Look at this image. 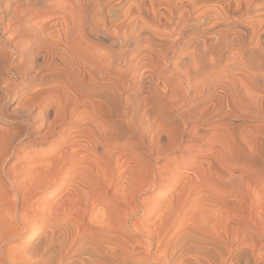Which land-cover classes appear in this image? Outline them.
<instances>
[{
	"label": "bare ground",
	"instance_id": "1",
	"mask_svg": "<svg viewBox=\"0 0 264 264\" xmlns=\"http://www.w3.org/2000/svg\"><path fill=\"white\" fill-rule=\"evenodd\" d=\"M21 1L19 5L15 3L3 9L10 21L18 22V29L14 32L10 31L11 34H16L11 35L9 32L8 36L6 35L8 33L4 34L7 37L6 40L14 47H22L20 44L24 43V50L23 48V51L20 50L23 56L20 61H17L18 63L9 64L11 52L7 50L8 54H6L2 50L0 76L7 69L10 76L21 78L20 81L22 80V84L26 87L27 94L30 90H39V92L34 93H37L36 96L33 94L32 97L27 96L24 104L22 103L24 108L20 109L21 111L16 109L18 111L16 115H13L14 112L16 113L15 109L12 115L10 114L11 117L15 116L14 118H17L22 125L19 132L16 130L17 134L14 132L15 136L10 131L8 133L0 129V264H23L25 261L33 262V264L38 262L138 264L142 261L146 262L144 260L171 264V259L176 257V254L179 259L183 256L187 259V254H197L205 257V263L204 259L202 260L204 264L206 262L217 264V260L224 261L222 253L224 255L225 251L226 254L232 255L240 246H235L234 241H230L232 237L230 239L228 237L226 229H228L229 214L227 212L228 208L241 205L235 200L236 198L227 200L225 197L231 195L230 193L235 194V191H246L248 197L243 199L242 208L247 213L246 219H250L254 175L251 168H243L234 163L238 152H236V140L234 142L233 133L238 125L235 126V121L230 122L229 119V124L223 125V128H226L223 131L220 127L213 125L212 119L238 117L239 114L250 112L245 104L248 102L245 100L246 97L244 98L239 91L240 83L246 88L247 86L249 89L255 87L264 91V69L261 73L249 67L252 62H257L259 67H264V59L263 61L259 59L263 54H260L256 61V54L254 55L247 45H244L245 41L242 42L244 39L240 38L244 35H241L242 32L247 37H255L253 29L257 26L254 25L255 27L252 28L253 25L249 26L251 22L247 25L240 23L238 27L242 32H232L237 25L231 22L230 25L236 27L233 26L234 29L229 28V30L231 29V33H237L238 36L229 34L228 30L227 32L224 28L222 30V26H229V20L224 21L223 13L219 14L221 9H216L215 15H212L210 19L207 13L206 17L209 20H206L207 23L203 21L204 26L208 25V27L202 28L204 30L200 29L201 33L204 32V35L206 33V37L199 38L198 34L194 36L191 33L188 40L183 38L178 41L175 38L180 35V32L175 34L173 32L175 29L169 27V23L177 14L180 17L185 11L187 13L186 5L189 3L190 6L194 0H136L135 4L138 3L136 10L131 8L132 5L129 11L126 8L128 12L126 16L129 18L127 20L129 22L134 20L133 22L137 25L136 37L129 39L131 35L127 30H123L127 32L125 35L119 32L121 36L123 35V39L116 37L115 40H110V35L104 28L107 22L101 18V13H97L102 9L101 0L67 1L69 11L65 13V17H58L61 18L59 20L52 19L53 17L50 16L45 17L48 20L50 17L51 20L48 22L43 18L47 22L43 23V19L41 23L37 22L39 25L35 24L37 25L35 30L32 27L31 29L23 27L24 25L21 24L23 19L30 11H33L32 15H36L43 13L47 8L51 10L53 6L50 4L53 3L47 4L45 0ZM112 1L108 0L109 4ZM127 1L125 0L124 4ZM248 1L250 4L251 0H226V4L222 5L229 8L232 6L233 10L234 8L242 10V7L248 6V4L245 6ZM55 4L61 7V4L57 2ZM2 5L5 4H0V7ZM55 6L53 8H56ZM91 8H95L97 12ZM191 8L194 7L191 6ZM89 9L94 14H99L101 20L97 18L96 22L95 16L88 12ZM202 11H196V13L200 15ZM258 13L261 14L260 11ZM53 16L55 18L56 15ZM220 18L224 20L220 21ZM260 19L259 22L263 25L264 18ZM111 21L114 22V20ZM153 25H164L166 30L158 31L164 35L170 33L169 38L170 36L172 38L167 42L168 45L165 43L166 48L163 44L153 42V39L159 37V33L156 32L157 26L155 28ZM201 25L199 28L202 27ZM216 27L221 29L218 30ZM115 28L118 27H114V31H116ZM212 29L213 31L215 29V32L212 33ZM130 32L132 34L133 30ZM186 34L185 30L183 36L188 37ZM126 35L129 36L126 37ZM78 39L91 46L94 41L107 43L110 48L107 46L108 48L101 55V51L96 54L97 50L92 47L93 50L89 49V51L94 52L86 50L95 56L90 57L79 49L81 46L83 49L88 47L83 45L84 43L81 44L82 41L78 42L80 47L75 48V44H78L75 41H80ZM258 41L260 43V40ZM240 42L243 45L240 46ZM233 45L241 47L239 56H245V65L244 60L243 62L238 60L244 65L241 64L243 66L241 67L239 64L240 67H238L244 74L239 77L235 75L237 77L221 78L220 72L213 70L210 72V69H215V66L220 63L222 55L227 56L225 52ZM180 47L188 50L186 56L180 55L178 50ZM157 48L166 49V52L164 53V50V54H160L159 51L155 53L154 50L156 51ZM236 48L233 46L234 50ZM244 49L245 51H242ZM141 50H146L151 57L152 63L150 60V63L148 62L151 67L152 64L162 63L161 65H165L168 69L172 60L167 61L169 64L164 61L169 57L166 58L169 53L182 57L181 60L173 61L175 64H172V67L169 65L172 70L173 67L178 69L176 72L179 82L177 81L178 84L174 86H179L180 91H178L181 93L179 95L177 88L172 89L173 86L171 88L169 86L170 91L175 90L174 93L178 94L176 101L169 103V110H167L169 106L165 104L167 109H164V103L161 102L162 95L166 97L167 94L164 96L160 91L159 100L158 84L156 85L154 81L152 83L150 78L147 79L148 77L144 76L143 80H141L142 75L139 77V87L147 88L145 92L147 91L148 95L144 93L146 96H142L141 99L145 106H148V109L147 106L145 107L147 110L143 109L144 111L140 112L141 101L135 97L138 95L124 94L126 81L123 78L127 75L128 66L138 67V63L135 64L137 61L131 60L132 63L134 62L133 65L130 61L138 54L136 56L133 53L132 57L130 53H138ZM236 51V58H239V53ZM94 53L96 55L100 53L98 60ZM233 53L231 51V56ZM144 55L146 56L147 53ZM144 55L142 54L141 57ZM83 56L87 57L84 59ZM87 61L92 62L91 68L86 67L89 66ZM6 62L7 66L4 67L3 63ZM80 62H85L86 66L84 64L80 66ZM139 66L141 68L140 64ZM228 66L238 69V64L230 63ZM112 67H115L118 74L116 79H120V84H117L115 88L109 87L112 77H108V73ZM171 69L168 70L171 71ZM7 72L4 73L7 74ZM172 74L174 75L173 72ZM196 77L201 78L200 81L195 82ZM132 79L135 80L133 77ZM182 81L187 82L185 87ZM16 83L6 82L10 85ZM6 84L5 86L0 84V86L6 87ZM160 90L167 89L160 88ZM173 96L176 95L170 97ZM1 98L4 99V96ZM173 99L169 98V101ZM188 100V105L175 113L174 109L178 106L182 107L181 105ZM256 100L257 110H252V114L259 116L264 113V95ZM166 101L168 100L165 98ZM201 105L202 107H199ZM34 107L37 108L35 113L32 112ZM5 115L10 117L8 114ZM164 119L169 121H163ZM42 127L45 130L41 133L40 140L47 142L49 148L42 154H32L30 151L21 154L24 147L19 144L20 138L30 136V133ZM232 135H234L233 138ZM188 142H197V144L191 147V143ZM177 152L181 155L176 154ZM14 156L16 160L10 163ZM145 193H147L146 196ZM152 193L157 196L151 197ZM164 193L168 195V198L162 195ZM144 216L149 219L144 224L136 221ZM181 219H184L186 223L184 227L180 222ZM243 233L246 234V232ZM222 238L226 239V242H223L224 244L221 242L222 245L220 243L219 246L217 242ZM18 239H25L26 243L23 246L15 244ZM249 245H246L247 251L251 250ZM138 254L140 256L136 257Z\"/></svg>",
	"mask_w": 264,
	"mask_h": 264
},
{
	"label": "rangeland",
	"instance_id": "2",
	"mask_svg": "<svg viewBox=\"0 0 264 264\" xmlns=\"http://www.w3.org/2000/svg\"><path fill=\"white\" fill-rule=\"evenodd\" d=\"M22 2L21 0H0V4H5V5H2V7H0V52L2 51V50H4L5 52L8 50V52H11V54L9 53V64H16V63H18L17 61L19 60L20 61V59L22 58V53L23 52H21V51H23L24 50V48H23V45H24V43H22V44H20V45H22V47L21 46H19V47H14V46H12L11 44H10V42H8V40H6V36L4 35V34H6V33H10V31H12V32H14V30L16 29H18L17 28V24H18V22H15V21H10L8 18H7V14H6V12H5V10L3 9V7H5V6H9V7H11V5H13V4H17V5H19L20 4V2ZM46 1V3L47 4H50V3H53V4H50V5H52L53 7L55 6V5H57L58 6V4H55L56 2L57 3H59V4H61V9L62 10H64V12L62 11V10H60V8H59V6L57 7V6H55L56 8H53V7H51V10H50V8H47V10H44V12L43 13H38V14H36V15H32V13H33V11H30L27 15H26V17L23 19L24 21H23V23H21V24H23L22 26L23 27H27V28H30L31 29V27H32V29L34 28V30L36 29V27H37V25H39L38 23H41V21H42V19L43 18H48V16H50V17H53L52 19H57L58 17H65V13H67V11H69V7H68V5H67V1H70V0H61V2H58L59 0H45ZM53 1V2H52ZM56 1V2H55ZM109 1H112V0H109ZM118 1V3H116ZM121 1V2H120ZM127 1V0H126ZM130 1V0H129ZM129 1H127L125 4H124V2H125V0H113L112 1V5L111 4H109V2H108V0H101L100 2H102V9H101V12H97V10L95 9V8H91L94 12H97V13H101V15H102V17L101 18H104L105 20H106V27H104L106 30V32H107V34H109L110 36V40H115V38L116 37H118L119 39H123V35H125L127 32H125V31H123V30H127L128 31V34H130L131 35V37H129V39H132V38H134V37H136V35H137V33H136V29H137V25L135 24V22H133L134 20H132V22L130 21L129 22V20H127V19H129L128 18V16H126L127 14H128V12H127V9L126 8H128V11L131 9V8H134L135 10L137 9L136 8V5L138 4H135L136 2V0H131L130 2H133L132 4L129 2ZM162 1V0H161ZM164 1V0H163ZM195 1V2H194ZM192 3H190L191 5L189 6L188 4V6L186 5V7H185V9H187V13H186V11H185V13H184V15H181L180 17H179V14H177L176 15V17L173 19V21L171 22V23H169V27H172L173 29H175V30H173V32L176 34V32H180V35H177V37H176V35L174 36V37H176L175 39L176 40H178V41H180V40H183V38H184V40H188V38L190 37V35H191V33L192 34H194V36H196L197 34V37H201V38H203V37H206V33H205V35H204V32L203 33H201L202 32V30H204V29H202V28H206V27H208V25L205 27L204 25H205V23H207V21H209L208 19H207V13H208V16L210 15V17H208L209 19L211 18V17H213L214 15H215V12H216V9L218 10V9H221V10H223V11H221V10H219V14H222L223 13V17L225 16V17H227V18H225L224 17V19L223 18H220L219 20L220 21H222V20H224V21H228L229 20V22H228V24H229V26H222V30H223V28L224 29H226L225 31L227 32V30H228V33L229 34H232V35H234L235 34V36H238V35H236L237 33H231V29H234V27H236V26H234V25H237V27H236V29H237V31H236V29H234V31H232V32H239V31H241L242 32V30L238 27V24H242V23H244V24H248L249 22H251V25H250V23H249V26H251L252 27V25H253V27L252 28H254L255 26H257V28H260L259 30L257 29V28H254L253 30H254V32L255 33H257V34H255L254 33V35H255V37H247L246 35H245V33L244 32H242V34L241 35H243L242 37L240 36V38H242V39H244V40H242V42L243 41H245L246 43H248V42H250V43H248V44H246L245 42H243L244 43V45L246 46L247 45V47H248V49L255 55V58H256V56H257V59H256V61L258 60V57L260 56V54H263V55H261L260 57H259V59H262V61H263V59H264V52H263V46L264 45H262V44H264V0H251V2H250V4H249V1H248V3L246 2L245 3V6H246V4H248V6L247 7H242L243 9L241 10V9H237L236 10V8H234V10L232 9V6H230V8L227 6H223L224 4H226V0H194ZM241 1H245V0H241ZM4 2V3H3ZM6 2H8V3H6ZM50 2V3H49ZM55 2V3H54ZM108 2V3H107ZM120 2V3H119ZM225 2V3H224ZM115 3V5H113ZM221 3V4H220ZM243 3V2H242ZM7 4V5H6ZM105 4V5H104ZM123 4V5H122ZM127 4H129V5H127ZM160 4L161 5H164V3H162V2H160ZM220 4V6H218ZM223 4V5H222ZM67 5V6H66ZM126 5L128 6V7H126ZM131 5H132V7H131ZM134 5V6H133ZM195 5V6H194ZM202 5V6H201ZM111 6V7H110ZM191 6L192 7H194L193 9L191 8ZM14 7H16V5H14ZM65 7H68V8H65ZM104 7V8H103ZM129 7H131L130 9H129ZM190 7V8H189ZM195 7H197V8H195ZM203 7V8H202ZM207 7V8H206ZM209 7V8H208ZM228 8V9H222V8ZM12 8H13V6H12ZM205 8V9H204ZM248 8V9H247ZM68 9V10H67ZM91 9H89L88 10V12L90 13V14H92L93 16H95V18H96V22H97V18H98V20L100 19V17H99V14H97V13H95L94 14V12L93 11H91ZM190 9H192V10H190ZM195 9H197V10H195ZM203 11H202V10ZM232 9V10H231ZM104 10V11H103ZM109 10H111V11H109ZM190 11V13H188L189 11ZM56 11V12H55ZM103 11V12H102ZM108 11V12H107ZM119 11V12H118ZM126 11V12H125ZM196 11H202V12H200V15H198L199 13L197 12L196 13ZM207 11H209V12H211V13H209V12H207ZM226 13H225V12ZM261 12V14L260 13H258V12ZM93 12V13H92ZM111 12V13H110ZM125 12V15L123 14ZM222 12V13H221ZM229 12V13H228ZM263 12V13H262ZM55 13V14H54ZM57 13V14H56ZM122 13V14H121ZM127 13V14H126ZM194 13V14H193ZM203 13H204V16L206 17H204L203 16ZM212 13H214V14H212ZM248 13V14H247ZM40 14V15H39ZM64 14V15H63ZM104 14V15H103ZM107 16H106V15ZM117 14H119L118 16H117ZM186 14V15H185ZM201 14H202V16H201ZM226 14V15H225ZM243 14V15H242ZM53 15H56L55 16V18H54V16ZM97 15H98V17H97ZM122 15H124V16H122ZM193 15V16H192ZM196 15V16H195ZM213 15V16H212ZM239 15V16H238ZM121 16V17H120ZM188 16V17H187ZM221 16V15H220ZM247 16V17H246ZM261 16V17H260ZM49 17V19L51 20V18ZM124 17H125V19H124ZM127 17V18H126ZM257 17H260L261 19H263L262 21H263V25L261 24L262 22H259V19L257 18ZM5 18H7V19H5ZM45 18V19H46ZM121 18H123V19H121ZM180 18V19H179ZM45 19H43V23H46L47 21H45ZM59 19H61V18H58L57 20H59ZM114 20V22L113 21H111V20ZM204 19V20H203ZM254 19H256V20H254ZM257 19H258V21H257ZM260 19V20H261ZM11 22H9V21ZM46 20H48V19H46ZM50 20H48V22L50 21ZM101 20V19H100ZM109 20V21H108ZM121 20H123L122 22H121ZM127 20V21H126ZM207 20V21H206ZM234 20L236 21V22H234ZM245 20H246V22H245ZM4 21V22H3ZM40 21V22H39ZM113 23H111V22ZM117 21V22H116ZM200 21V22H199ZM205 23H204V22ZM256 21V22H255ZM5 22H6V24H5ZM14 22V23H13ZM38 22V23H37ZM99 22V21H98ZM108 22H109V24H108ZM119 22V23H118ZM232 22V24L234 23V27L232 26V25H230V23ZM238 22V23H237ZM252 22H254V23H252ZM258 22H259V24H258ZM115 23V24H114ZM120 25H118V24ZM128 23V24H127ZM132 23H134V24H132ZM190 23H192V24H190ZM198 23V24H197ZM2 24V25H1ZM35 24H37V25H35ZM112 24V25H111ZM130 24H131V26H130ZM184 24L187 26H184ZM202 24V25H201ZM217 24V23H216ZM216 24L214 25V26H216ZM261 24V25H260ZM4 25V26H3ZM25 25H27V26H25ZM110 25V26H109ZM127 25V26H126ZM198 25V26H197ZM202 26V27H200L199 28V26ZM255 25V26H254ZM6 26V27H5ZM8 26V27H7ZM12 26H14V27H12ZM35 26V27H34ZM128 26H129V28H128ZM153 26H155V28H156V26H157V31L156 32H158L159 34H158V36L161 38H159V37H157L156 39H153V42L155 43V44H159V45H162L163 44V47H164V45H165V47L164 48H166L167 47V45H168V41H170L171 40V36H170V38H169V35H170V33L168 34V33H166L165 35H164V33H160L159 31V29H161V31H164V30H166V27L164 26V25H160V26H158V25H153ZM191 26V27H190ZM233 28H232V27ZM261 26H263V27H261ZM10 27V28H9ZM114 27H118L117 29L115 28V30L116 31H114V29L113 28ZM126 27V28H125ZM133 27L135 28V29H133ZM159 27V28H158ZM186 27V28H185ZM9 28V29H8ZM11 28H14L13 30L11 29ZM113 30H112V29ZM132 28V29H131ZM163 28V29H162ZM180 28H181V30H180ZM212 28H214V27H212ZM216 28H218V27H216ZM215 28V29H216ZM220 28V27H219ZM219 28H218V30H219ZM229 28H231L230 30H229ZM3 29V30H2ZM11 29V30H10ZM132 31L133 30V33L131 34V32L129 31ZM200 29H202V30H200ZM215 29H214V31H213V29L211 30V32L213 33V32H215ZM221 29V28H220ZM111 30V31H110ZM119 30H121V31H119ZM159 30V31H158ZM185 30H186V35H188V37L187 36H183V32L185 33ZM109 31V32H108ZM112 31H114V32H112ZM123 31V32H122ZM189 31V32H188ZM194 31H195V33H194ZM216 31H217V29H216ZM261 31V32H260ZM5 32V33H4ZM11 32V33H12ZM119 32H121V34L122 33H124L122 36H121V34H119ZM259 32V33H258ZM9 33L8 34H6L7 36L9 35ZM10 33V34H11ZM190 33V34H189ZM201 33V35H199ZM240 33V32H239ZM13 34H16V33H13ZM13 34H11V35H13ZM114 34H115V36H114ZM162 34V35H161ZM182 34V35H181ZM196 34V35H195ZM113 35V36H112ZM120 35V36H119ZM164 35V36H163ZM202 35H204V36H202ZM257 35V36H256ZM259 35V36H258ZM129 35H126V37H128ZM133 36V37H132ZM166 36V37H165ZM168 36V37H167ZM181 36V37H180ZM247 37V38H246ZM256 37H258L259 39H257ZM125 38V37H124ZM187 38V39H186ZM254 38V40L252 41V39ZM246 39V40H245ZM248 39H250L249 41H248ZM255 39H257V41H255ZM78 40H80V41H75V43L77 42H81V44L82 43H84L83 42V40H81V39H78ZM258 40H260V43H259V41ZM240 41H241V39H240ZM248 41V42H247ZM252 41V42H251ZM242 42H240L239 43V45L241 46V45H243V44H241ZM254 42H255V44H254ZM262 42V43H261ZM75 44V48L77 47V49L80 47V44ZM86 43V42H85ZM83 44V45H88V43L87 44ZM167 45H166V44ZM170 43V42H169ZM253 43V44H252ZM260 44L259 46L257 45V44ZM94 44V45H93ZM79 45V46H78ZM103 45H105V46H103ZM85 46H83V47H85ZM89 46H91V44L90 45H88V47H85L86 49H83V48H79L85 55H89L90 57H92V56H94V55H92L93 53H91V54H89V52H94V51H89V49H91V50H97V51H95L96 52V54H97V52L99 51H101L100 53H101V55H102V52H105L106 51V49L109 47L108 45H107V43H101V42H97L96 43V41H94L93 43H92V46L91 47H89ZM108 46V47H107ZM233 46H234V48H236V49H239L238 51H236V49L234 50L233 49ZM233 46H231L230 48H229V50L227 51V52H225V54L227 55L226 57H223V56H225V55H222L221 56V61H220V63L218 64V65H220L219 67H218V65H216L215 67V69L213 68V69H210L209 71L210 72H213V71H218V72H220V74H222V75H220V77L222 78V77H229V78H231L232 76H234V77H239L240 75L242 76L244 73L242 72V69H239L238 67H240L239 66V64L241 65H243V63H240L241 61L243 62V60H244V65H245V61H246V59H245V56H239L240 55V52H241V50H240V48H239V46L238 45H233ZM251 46H253V48H255V49H253ZM255 46V47H254ZM4 47V48H3ZM92 47H93V49H92ZM242 47H244V46H242ZM247 47H244V48H246L247 49ZM249 47H251L252 48V50H251V48H249ZM261 47L263 48V49H261ZM7 48V49H6ZM22 48H23V50H22ZM110 48V47H109ZM180 49H182V50H180ZM231 49V50H230ZM257 49H259V50H257ZM261 49V50H260ZM21 50V51H20ZM89 51V52H87V51ZM104 50V51H103ZM161 50V51H160ZM165 50V51H164ZM178 50H179V52H180V55L181 56H183V55H185V54H187V52H188V50H186V48L185 47H180V48H178ZM84 51H86V52H84ZM147 53V57L144 55V54H146L145 52ZM141 50L140 52H138V53H135V52H132V53H130L131 55H132V57H133V53H134V55H136L137 56V54H138V56L135 58V56L133 57L134 59H130V61L131 60H133L134 62L135 61H137L135 64H137L138 63V67L136 66V65H133L134 64V62L132 63V61H131V63H129V64H131V65H133L132 66V68L130 67V66H128L129 67V69L127 68V70H126V76L123 78L126 82H125V92H124V94L125 95H132V96H135V95H138V96H135L138 100H140L141 102V109H140V112H143L144 110H147L148 109V106L146 107L145 106V104L142 102V96L144 97V95L146 94V95H148L146 92H145V90H147V88L146 87H139V83H140V78L139 77H141V75H142V77H141V80H143L145 77L147 78V79H149L150 78V80H151V82L153 83V81H154V83L158 86V97H159V100H160V97H161V94H160V91L162 92V94H164V96H165V94H167V96L166 97H163V95H162V99H161V102L162 103H164L163 105H164V109L166 108L167 109V107L169 106V108L167 109V110H169L170 109V102H171V104H172V102H174V101H176L175 100V98L176 97H178L177 95L179 94H181L179 91V89H178V87L179 86H177V87H175L174 85L176 84H178V77H177V72H176V69L177 68H174L173 67V70L175 71H173L172 69H171V67L173 66L172 64H175L173 61H175L176 62V59H179V60H181L182 59V57L181 58H179V56L180 55H178V57H177V55H175L174 53L171 55L170 53L166 56V58H167V60L166 61H164V63H168L167 61H169V60H172V62H170L171 64H169L168 65V69L170 70L171 69V71H169L167 68H165L166 66L164 65V63H163V65L164 66H162L161 64L162 63H160V64H158V65H153L152 64V67L150 66L151 64H149L150 63V61H151V57L148 55V52L146 51V50ZM161 52L160 54H164L165 52H166V49H159V48H157L156 49V51L154 50V52L155 53H159V52ZM163 51H164V53H163ZM231 51H233L234 53H233V55L231 56ZM235 51L237 52V53H239L238 54V56H239V58L237 57L236 58V53H235ZM242 51H245V49L244 50H242ZM8 52H6V54H8ZM184 52V53H183ZM229 52V53H228ZM263 52V53H262ZM2 53H4V52H2ZM100 53H98V55H96L95 53V55H96V58H97V60H98V56H100ZM182 53V54H181ZM5 54V55H6ZM144 55V56H142L141 57V55ZM245 54V53H244ZM130 55V56H131ZM170 55L172 56V57H170ZM242 55V54H241ZM87 56H83V58L85 59V57H87ZM186 56V55H185ZM233 56H235V57H233ZM95 57V56H94ZM148 57H149V59H148ZM184 57V56H183ZM244 57V58H243ZM263 57V58H262ZM137 58H138V60H137ZM241 58V59H240ZM147 59V60H146ZM150 60V61H149ZM235 60V61H234ZM238 60H240V62H238ZM81 61H83V59H82V57H81ZM85 61V60H84ZM230 61V62H229ZM234 61V62H233ZM86 62V61H85ZM79 63L80 64V66H82V64H84V66H86L85 64L86 63ZM91 62V61H90ZM128 62H129V60H128ZM149 62V63H148ZM235 62H238V63H235ZM260 63H261V61H259ZM87 63H88V61H87ZM94 63V62H93ZM151 63H152V61H151ZM224 63V64H223ZM235 64V65H237L238 64V66H237V68L238 69H236L234 66H228L229 64ZM5 64H7V62L6 63H3V65H4V67L5 66H7V65H5ZM139 64L141 65V68H140V66H139ZM224 66H223V65ZM246 64H247V62H246ZM256 64H257V66L259 67V65H258V63L257 62H252V63H250L249 64V67L251 68V70H256V71H258L259 70V72H263L264 70V67H257L256 66ZM88 65L89 66H86L87 68L89 67V68H91L92 66L91 65H93L92 64V62L91 63H88ZM143 65V66H142ZM161 65V66H160ZM241 65V67H243ZM135 66L137 67V68H135ZM153 66H154V68H153ZM156 66V67H155ZM158 66V67H157ZM175 66V65H174ZM134 68V69H133ZM150 68H152V69H150ZM162 68H163V70H162ZM258 68V69H257ZM112 70L110 71V73H108V77H112L111 79H110V83H109V87L110 88H115V86L117 87V84H120L119 82H120V79H116V75H118L117 73H116V69H115V67H112L111 68ZM133 69V70H132ZM165 69H167V70H165ZM218 69V70H217ZM128 70H130V71H128ZM136 70H138V71H136ZM213 70V71H212ZM221 70H222V72H221ZM261 70H263V71H261ZM135 71V72H134ZM177 71H178V69H177ZM208 71V72H209ZM225 73H224V72ZM4 72L6 73L7 72V69L6 70H4ZM4 72H2V75L0 76V84H2V85H4V84H6V82L8 81V83H16V84H6V87H3L2 85L0 86V92H1V96H4V99H2L1 98V96H0V129H4V131L5 132H8V131H10V133H13L12 135H14V132H15V134H17L16 132L18 131H20L21 129H22V125H21V122L20 121H18L17 120V118H14L13 116L11 117V113L14 111V109H15V111H16V113L14 114L13 113V115H16L17 114V112L21 109L22 110V108H24V106H22V103L23 102H25V100L28 98V97H32V94L33 95H35L36 96V94L39 92V90H36V91H33V90H30V91H32V92H30L29 91V93L27 94L26 93V87L22 84V80L20 81V79L21 78H16V77H13V76H10L11 74H9V72H7V74H5ZM131 72V73H130ZM140 72H142L141 74H140ZM169 73V75H168V73ZM172 72L174 73V75L172 74ZM134 73H136L137 74V77H136V74H134ZM229 73V74H228ZM264 73V72H263ZM5 74V75H4ZM132 74V75H131ZM224 74V75H223ZM172 75V76H171ZM176 75V76H175ZM213 75V74H212ZM229 75V76H228ZM235 75H237V76H235ZM4 76V77H3ZM107 76V75H106ZM145 76V77H144ZM132 77L133 78H135V80L134 79H132ZM200 77V76H199ZM118 78V77H117ZM143 78V79H142ZM132 79V80H131ZM199 79H201V78H199ZM198 77H196V80H195V82H198ZM112 80V81H111ZM115 80V81H114ZM123 80V81H124ZM139 80V81H138ZM173 80V81H172ZM210 81L212 80V79H209ZM6 81V82H5ZM20 81V82H19ZM178 81V82H177ZM200 81V80H199ZM5 82V83H4ZM37 82V81H36ZM36 82H34V83H36ZM113 84H112V83ZM116 82V83H115ZM173 82V83H172ZM133 83H135V85L133 84ZM186 81H182V84L184 85V87L186 86ZM116 84V85H115ZM128 84V85H127ZM160 84V85H159ZM165 84V85H164ZM197 84V83H196ZM199 84V83H198ZM10 86V88H8L7 89V87L8 86ZM15 85V86H14ZM162 85H164V87H162ZM5 86V85H4ZM11 86H12V88H11ZM112 86V87H111ZM128 86V87H127ZM167 86H168V88H167ZM169 86H170V88L173 86V88L172 89H174V88H177L176 89V91L178 92V94H177V92H175L174 93V91L175 90H173L172 91V89H171V91H170V88H169ZM138 87V88H137ZM166 87V88H165ZM250 87V86H249ZM5 88V89H4ZM145 88V89H144ZM160 88H163V89H169L168 90V92H166V91H163V90H160ZM244 88H246L245 87V85L244 84H242V83H240V86H239V91L241 92V94L243 95V97L245 98L246 97V102L247 103H245L246 105H247V109L250 111V112H247V113H242V114H239V119H237L238 117H234V116H226L227 118H219V117H216L215 119H212V121H214V122H212L213 123V125H215V126H217V127H220L221 128V130H223L224 131V129H226L225 127L223 128V125H226V123L227 124H229V119H230V122H233V121H235V126L236 125H238V126H236V130L234 131V135H232V138H233V136H234V142H235V140H236V145L234 144V142L232 141V143L235 145V148H236V152H238L237 153V157H235L234 158V160L235 159H237V160H235V164H237L238 166L240 165L241 167H243V168H251V172H252V174L254 175V176H256V177H254L253 176V181H252V187H253V191H252V193H253V198H252V211H251V216H250V219H246V212L244 211V209L242 208L243 207V204L244 203H242L244 200L243 199H246L248 196H247V194H246V191H239V192H237V191H235L236 193L234 194V193H230L231 195H227L225 198L228 200H233V198L238 202V203H240V207L237 205V206H235V207H231L230 209L228 208V212H227V214H229V221H231V222H229L228 221V223H227V228L228 229H226V230H228L227 231V234H228V237H229V239H230V237H232L231 239H230V241H234V244H236L235 246H240V248L239 249H237L232 255H228V254H226V251L224 252V255H223V253H222V256H224V257H222L223 259H224V261H219V260H217V264H264V161L262 162V159L264 160V145H262V144H264V113L262 114V115H259V116H257V115H254V114H252V110L253 111H255V110H257L256 108V103H255V100L256 99H259V98H261V97H263V93H264V91H262V89H257V88H255V87H250V89L248 88V86H247V90L245 91L244 90ZM136 89H143V90H140V91H138V90H136ZM254 89V90H253ZM6 90L8 91V92H10V93H8V92H6ZM10 90V91H9ZM136 90V91H135ZM179 90V91H178ZM5 91V92H4ZM138 91V92H137ZM13 92V93H12ZM35 92H37L36 94H34ZM172 92V93H171ZM245 92V93H244ZM249 92H250V94H249ZM253 92V93H252ZM2 93L4 94V95H2ZM142 93V94H141ZM145 93V94H144ZM176 95L175 97L173 96V97H170V96H172V95H174V94ZM135 94V95H134ZM168 94H170V96L168 95ZM172 94V95H171ZM245 94V95H244ZM246 94H248V95H246ZM31 95V96H30ZM145 95V96H146ZM252 95H254V97L252 96ZM259 95V96H258ZM28 96V97H27ZM169 96V97H168ZM191 97H192V95H190ZM189 96V97H190ZM256 96L258 97V98H256ZM165 98H166V100H168V101H166L165 102ZM169 98H174L173 99V101L171 100V101H169ZM256 98V99H255ZM2 99V100H1ZM25 99V100H24ZM23 100V101H22ZM257 101V100H256ZM188 102H189V100L187 101V102H185L183 105H181L182 107H180V106H178V107H176V109H174V111H175V113H176V111H178L179 109L180 110H182L183 108H185V106L186 105H188ZM24 104V103H23ZM143 104V105H142ZM167 105V107H166V105ZM20 105L22 106V107H20ZM147 109H146V108ZM199 107H202V105L201 106H199ZM19 108V109H18ZM182 108V109H181ZM18 111H17V110ZM144 109V110H143ZM20 110V111H21ZM35 110H37V108L36 107H34V109L32 110V112H36ZM4 114V115H3ZM5 114H8V115H10V117H7ZM19 115V114H18ZM230 117H232V118H230ZM241 117V118H240ZM234 118H236V119H234ZM231 119H233L232 121H231ZM242 119V120H241ZM14 120V121H13ZM220 120V121H219ZM225 120V121H224ZM16 121V122H15ZM163 121H169V120H166V119H164ZM217 121H219V122H217ZM219 123V124H217V123ZM215 123V124H214ZM223 123V124H222ZM225 123V124H224ZM217 124V125H216ZM247 124V125H246ZM234 125V124H233ZM249 125V126H248ZM256 128V129H255ZM262 128V129H261ZM239 131H238V130ZM248 129V130H247ZM258 129V130H257ZM14 130V131H13ZM17 130V131H16ZM44 130H45V128H40L38 131H35V132H32V133H30V136H22L21 138H20V142H19V144H22V146L24 147V149L22 150V153L21 154H23V153H25V151H30V152H32V154H35V153H40V154H42L44 151H45V149H47V148H49V145H48V143L47 142H43V141H41L40 140V137H41V133H43L44 132ZM13 131V132H12ZM244 131L246 132L245 134H244ZM240 132V133H239ZM9 133V132H8ZM39 135V136H38ZM257 136V138H255L256 136ZM15 136V135H14ZM33 136H35V137H33ZM38 136V137H37ZM37 137V138H36ZM241 137H243L242 139H243V141H245V139H246V141L244 142V144H243V141H242V139H239V138H241ZM232 139V140H233ZM239 140V141H238ZM258 140V141H257ZM188 143H191V142H188ZM191 144H193V145H191ZM190 144V146L191 147H194V146H196V144H197V142H192ZM250 144V145H249ZM261 144V145H260ZM239 145V146H238ZM244 145H246V147L244 146ZM248 145H249V147H248ZM251 147V148H250ZM260 147V148H259ZM27 149V150H26ZM263 150V151H262ZM240 151H241V153H240ZM240 153V154H239ZM247 153V154H246ZM261 155V153H262V155L260 156L259 154ZM176 154H179V155H181V153L179 152H177ZM241 154H244V155H241ZM254 154V155H253ZM258 154V155H257ZM240 155V156H239ZM250 155V156H249ZM263 157V158H262ZM14 159L16 160V157L14 156V157H12V159L10 160V163H11V161L13 162L14 161ZM254 159V160H253ZM259 159H260V161H259ZM240 163V164H239ZM244 164V165H243ZM248 165V166H247ZM250 166V167H249ZM255 179V180H254ZM145 196L147 195V193H145L144 194ZM154 195V196H153ZM163 196H166V198H168V195L167 194H162ZM151 197H155V196H157V194H151L150 195ZM254 197H256V198H254ZM242 198V199H241ZM238 199V200H237ZM240 199V200H239ZM242 200V201H241ZM237 203V204H238ZM238 207V208H237ZM234 210V211H233ZM232 211V212H231ZM233 212H234V214H233ZM237 212V213H236ZM233 214V215H232ZM237 214H238V216H237ZM243 215V216H242ZM237 216V217H236ZM242 217V218H241ZM230 218H231V220H230ZM241 218V219H240ZM240 219V220H239ZM134 220V219H133ZM149 219L146 217V216H144V217H141L140 219H136V221L138 222V223H142L143 222V224L146 222V221H148ZM234 220V221H233ZM141 221V222H140ZM180 222H181V224H182V227H184V224L186 225V223H184V219H181L180 220ZM249 226V227H248ZM231 227V228H230ZM229 228H230V231H229ZM178 229H182L181 227H178ZM233 230V231H232ZM243 232H246V234L245 233H243ZM250 234H249V233ZM234 234V235H233ZM251 234H252V236H251ZM246 235V236H245ZM247 235L249 236V237H247ZM25 236V235H24ZM236 236V237H235ZM251 236V237H250ZM129 237L130 238H132V236L131 235H129ZM233 238H234V240H233ZM242 238V239H241ZM248 238L250 239L251 238V240H248ZM223 238L220 240V241H218L217 242V244L220 246V243L222 242H226V239H224L223 241ZM248 241H250V243L248 242ZM251 241H253V242H251ZM17 242H20L21 244H19V243H17ZM26 243V241H25V239H22V240H19L18 239V241H16L15 242V244H17V245H24ZM222 243H221V245H222ZM241 243V244H240ZM224 244V243H223ZM250 244V245H249ZM244 245V246H243ZM246 245H249V248L251 249V250H246L247 248H246ZM255 245V246H254ZM251 247H253V248H251ZM253 249V250H252ZM187 255H188V257H187ZM187 255H185L186 257H187V259L183 256L182 258H180L179 259V257H177V254H176V257H174V258H172L171 259V264H201V263H205V257H203V256H198L197 254H187ZM191 255H193V257L191 256ZM196 255L198 256L197 258H196ZM239 255V256H238ZM138 256H140L139 254L138 255H136V257H138ZM195 256V257H194ZM227 256V257H226ZM248 256V257H247ZM251 257V258H250ZM192 258V259H191ZM222 258H220V260H222ZM177 259H179L177 262H176V260ZM195 259V260H194ZM199 259V260H198ZM204 259V260H203ZM202 260H203V262H202ZM144 261H146V262H143V264H160L158 261L155 263V261L153 262V261H151V260H144ZM182 261V262H181ZM248 261V262H247ZM142 262H139L138 264H142ZM148 262V263H147ZM199 262V263H198ZM220 262V263H219ZM222 262V263H221ZM46 264L45 262H38V263H36V264ZM203 263V264H204ZM23 264H33V262H28V261H25ZM206 264H207V262H206ZM216 264V263H215Z\"/></svg>",
	"mask_w": 264,
	"mask_h": 264
}]
</instances>
